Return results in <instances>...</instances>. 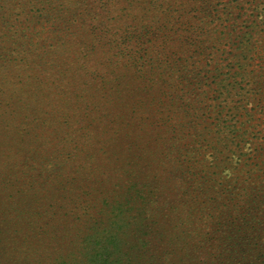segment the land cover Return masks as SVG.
<instances>
[{
  "label": "rangeland",
  "instance_id": "374dc122",
  "mask_svg": "<svg viewBox=\"0 0 264 264\" xmlns=\"http://www.w3.org/2000/svg\"><path fill=\"white\" fill-rule=\"evenodd\" d=\"M263 1L0 0V264H264Z\"/></svg>",
  "mask_w": 264,
  "mask_h": 264
},
{
  "label": "trees",
  "instance_id": "16d2710c",
  "mask_svg": "<svg viewBox=\"0 0 264 264\" xmlns=\"http://www.w3.org/2000/svg\"><path fill=\"white\" fill-rule=\"evenodd\" d=\"M263 3H264V1H263ZM263 3H261V6H262V8H261V12H262V25L264 24V6H263ZM165 118H167V117H165ZM114 188H115V185L114 184H111V185L109 184L108 185L107 195L105 196V200L107 199V196H109L111 194V192H113ZM95 202L96 201L93 200L89 204V208H85V209L90 210V212H92L94 215L95 214L97 215V216L95 215L96 218L94 217V219L91 220V224H90L91 230H95L99 226H102L103 225L104 221L101 220L102 219L101 216L103 215L102 214L103 212H108L109 213L108 215H111L112 212L114 213L116 211L117 212L120 211L124 215L125 213L131 214L132 212H130V211H136V209H134V207H132V206L131 207H128L125 204H121V205H117V207H115V205L112 204V203H108V204H103L102 203L103 205H105V207H107V206L110 207V208H107L108 210L107 209L104 210L101 207L99 209H96V206L97 205L95 204ZM96 210H97V212H94ZM133 217H134L133 215H131L129 217L127 216L125 221H127L128 218H133ZM125 221H123L124 222V224H123L124 228L125 227H129L131 225V223H128L127 224V222H125ZM133 225H135V223ZM138 227L141 228V226H138ZM158 231H161L162 232L163 230L160 228V230L158 229ZM203 234L204 233H202L201 235H203ZM123 235H124V233H123ZM123 235L121 234V236H123ZM105 243H106V240H105ZM188 243H187V245H188ZM101 245H103L102 242H99V243L98 242H95V244L92 245V246L95 248V247H98V246H101ZM118 249H124V250H126L127 247L126 246H120ZM119 251H122V250H119ZM184 251H185V248L179 250V253L184 252ZM90 255L91 256L90 257L87 256V259H86L89 264H113L114 261H116L115 264H123L122 260L124 259L123 258L124 257L123 255L122 256L121 255L120 256H113L112 254H109L108 253V250L106 248H99L98 251H95V252H93ZM124 264H126V263H124Z\"/></svg>",
  "mask_w": 264,
  "mask_h": 264
}]
</instances>
